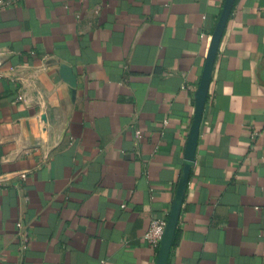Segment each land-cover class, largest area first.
<instances>
[{"label": "crops", "instance_id": "0c3cea01", "mask_svg": "<svg viewBox=\"0 0 264 264\" xmlns=\"http://www.w3.org/2000/svg\"><path fill=\"white\" fill-rule=\"evenodd\" d=\"M225 1L0 0V264H156ZM167 264H264V0L234 1Z\"/></svg>", "mask_w": 264, "mask_h": 264}, {"label": "water", "instance_id": "95a60500", "mask_svg": "<svg viewBox=\"0 0 264 264\" xmlns=\"http://www.w3.org/2000/svg\"><path fill=\"white\" fill-rule=\"evenodd\" d=\"M234 1L235 0L225 1L217 26L211 37L202 78L196 92L195 115L187 141L183 173L181 180L179 182L178 192L174 206L168 217L165 234L160 244L156 264H167L168 261L174 234L180 218V212H181L182 202L184 199L185 190L188 185L191 168L195 160V153H196V148L200 134V127L203 119L205 103L208 97V90L211 81V75H212L215 58ZM61 72H62V76L66 78H70L72 81H74V76L72 75L68 67H63L61 69Z\"/></svg>", "mask_w": 264, "mask_h": 264}, {"label": "built area", "instance_id": "2783aa9c", "mask_svg": "<svg viewBox=\"0 0 264 264\" xmlns=\"http://www.w3.org/2000/svg\"><path fill=\"white\" fill-rule=\"evenodd\" d=\"M20 97H22V95ZM2 186L3 185L0 184V190L3 188ZM167 222H168V215L153 218L147 231L144 234L145 239L157 249L160 248L161 241L165 234ZM21 225L22 223L19 222L18 226L21 227ZM19 234L21 237L20 247L21 249H25L30 241V236H31L30 230L28 228L21 229L19 231ZM19 264H23V262H20Z\"/></svg>", "mask_w": 264, "mask_h": 264}]
</instances>
